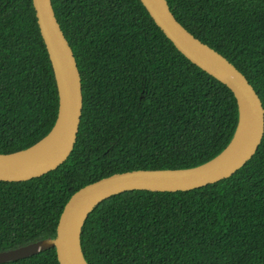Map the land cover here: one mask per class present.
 Wrapping results in <instances>:
<instances>
[{"label": "trees", "instance_id": "16d2710c", "mask_svg": "<svg viewBox=\"0 0 264 264\" xmlns=\"http://www.w3.org/2000/svg\"><path fill=\"white\" fill-rule=\"evenodd\" d=\"M249 80L264 106V0H167ZM81 73L77 139L57 168L0 180V250L54 237L69 197L132 169L186 168L220 153L238 121L225 84L184 56L140 0H52ZM59 97L32 0H0V153L54 125ZM89 264H264V135L231 176L190 190H128L81 233ZM0 264H59L54 247Z\"/></svg>", "mask_w": 264, "mask_h": 264}, {"label": "water", "instance_id": "95a60500", "mask_svg": "<svg viewBox=\"0 0 264 264\" xmlns=\"http://www.w3.org/2000/svg\"><path fill=\"white\" fill-rule=\"evenodd\" d=\"M154 22L191 62L231 89L238 121L228 145L215 157L192 167L132 169L115 172L75 191L60 214L56 234L0 250V263L54 247L59 264H89L81 244L88 215L97 204L128 190H190L231 176L256 153L264 135V106L246 76L224 55L193 35L173 14L167 0H140ZM57 84L59 107L50 131L27 148L0 153V180L23 181L62 164L77 139L83 108L81 73L74 51L56 17L52 0H32Z\"/></svg>", "mask_w": 264, "mask_h": 264}]
</instances>
